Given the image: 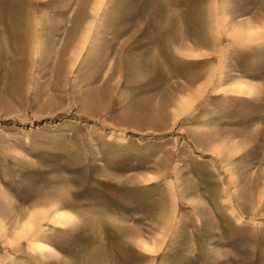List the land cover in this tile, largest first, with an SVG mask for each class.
<instances>
[{
	"label": "rangeland",
	"instance_id": "rangeland-1",
	"mask_svg": "<svg viewBox=\"0 0 264 264\" xmlns=\"http://www.w3.org/2000/svg\"><path fill=\"white\" fill-rule=\"evenodd\" d=\"M185 2L0 0V264H264V0Z\"/></svg>",
	"mask_w": 264,
	"mask_h": 264
},
{
	"label": "bare ground",
	"instance_id": "bare-ground-1",
	"mask_svg": "<svg viewBox=\"0 0 264 264\" xmlns=\"http://www.w3.org/2000/svg\"><path fill=\"white\" fill-rule=\"evenodd\" d=\"M179 3V2H178ZM185 3H187V0H186V2ZM175 5V4H174ZM188 6V5H187ZM249 20V19H248ZM252 20H253V18H252ZM253 25V24H252ZM241 27H243V25L241 26ZM246 30H247V27L245 28ZM244 28H243V30L244 31H246ZM244 31H242V33H244L245 35L244 36H246L248 39H251V38H257V36L260 34L259 33V31H257V30H255V28H249V30H247L246 32H244ZM49 32V31H48ZM241 32V31H240ZM242 35V34H241ZM243 36V35H242ZM261 38V37H260ZM259 40V39H258ZM241 41H245V40H241ZM249 41H252V40H249ZM257 41V40H256ZM248 42V41H247ZM241 89V88H240ZM133 112V111H132ZM137 112V111H136ZM138 113V112H137ZM140 113H142L141 111H140ZM139 113V114H140ZM146 113V112H145ZM150 113V112H149ZM136 114V113H135ZM130 116V115H129ZM142 116H144L143 115V113H142ZM151 116V115H150ZM133 117V116H132ZM138 117H140L141 118V116L139 115ZM129 118V117H128ZM128 120H130V119H128ZM135 120V119H134ZM46 205V204H45ZM48 209H50V208H48ZM47 209V210H48ZM55 209V208H54ZM51 210V209H50ZM49 210V211H50ZM35 211V210H34ZM38 210H36V212L34 213V212H31L32 214H30V217H29V219L27 220V222H25V223H23V225H22V227L18 230V232H16L15 233V237H17L18 239H23V237H24V234H27L26 232H28L29 231V229L31 228L32 229V225H33V222H35V218H36V216L38 217V216H40V214L42 215V216H46V214H47V212L49 213V211H44V210H42L41 212H37ZM7 212V211H6ZM51 212V211H50ZM5 212H3V214H4ZM25 213V212H24ZM17 214V213H16ZM13 215V214H12ZM20 215V214H19ZM6 216V215H5ZM48 216V215H47ZM49 216H50V214H49ZM13 217V216H12ZM19 217V216H18ZM22 217V216H21ZM41 217V216H40ZM50 218H51V221L53 222V223H58V224H60V223H64V222H66V220H67V218H68V216H67V214H65L64 213V211L63 210H56V211H54L53 213H52V215L50 216ZM7 219V218H6ZM11 220V219H10ZM18 220V219H17ZM40 220V219H39ZM44 220V219H43ZM50 220V219H49ZM25 221V220H24ZM46 221V220H45ZM14 222V221H13ZM37 222H38V220H37ZM12 223V222H11ZM10 223V224H11ZM19 223V222H18ZM35 224V223H34ZM19 225V224H18ZM34 227V226H33ZM16 228H18V227H16ZM30 232V231H29ZM26 237V236H25ZM14 238V237H13ZM19 241V240H18ZM47 247V246H46Z\"/></svg>",
	"mask_w": 264,
	"mask_h": 264
}]
</instances>
